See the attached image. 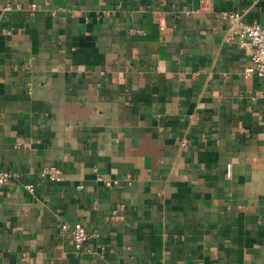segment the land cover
Returning a JSON list of instances; mask_svg holds the SVG:
<instances>
[{
	"label": "crops",
	"instance_id": "obj_1",
	"mask_svg": "<svg viewBox=\"0 0 264 264\" xmlns=\"http://www.w3.org/2000/svg\"><path fill=\"white\" fill-rule=\"evenodd\" d=\"M232 11L264 0H0V264H264V77Z\"/></svg>",
	"mask_w": 264,
	"mask_h": 264
},
{
	"label": "built area",
	"instance_id": "obj_2",
	"mask_svg": "<svg viewBox=\"0 0 264 264\" xmlns=\"http://www.w3.org/2000/svg\"><path fill=\"white\" fill-rule=\"evenodd\" d=\"M229 19L233 20L238 25L237 38L242 45L252 47L250 64L244 70V77L249 78L252 75L264 77V21L262 23L248 24L242 20L240 12L232 11L228 14ZM163 28V25L161 26ZM61 170L57 167L45 168L43 175H48L51 180H57ZM19 178V173L15 170L0 171V188L9 181ZM98 179L102 180L101 176ZM111 185V181L106 182ZM26 188L30 192L36 190L34 184H26ZM61 228L71 239V243L76 249H82L90 240L91 235L86 229V226L79 221L72 223L62 222Z\"/></svg>",
	"mask_w": 264,
	"mask_h": 264
}]
</instances>
